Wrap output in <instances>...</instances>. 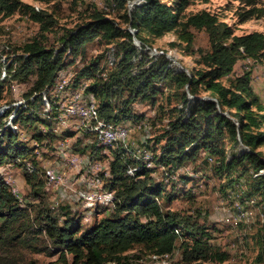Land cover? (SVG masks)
Returning a JSON list of instances; mask_svg holds the SVG:
<instances>
[{"label": "trees", "instance_id": "16d2710c", "mask_svg": "<svg viewBox=\"0 0 264 264\" xmlns=\"http://www.w3.org/2000/svg\"><path fill=\"white\" fill-rule=\"evenodd\" d=\"M106 1L109 10L93 9L85 22L60 37L59 47L47 48L41 41L33 39L23 44L19 54L8 59L4 73L7 72L10 78L23 81L34 77L25 105L15 108L11 122L32 126L44 124L47 130L44 135L50 133L57 113L55 104L51 102L48 110L39 113L32 106L40 102V91L53 84L56 73L69 65L70 61H64L66 55L72 61L83 52L87 43L98 38L114 47V68L106 77L100 76L99 55L77 71L74 84L86 82L85 90L96 98L101 118L134 123L144 120V113L137 112L136 104H154L167 85L177 88L180 90L179 103L173 108L167 130L157 139L159 142L166 138V141L158 151H151L152 167L136 161L126 150L113 149L107 153L112 155V160L106 187L115 193L114 206L118 214L100 218L86 229L80 227L82 216L73 218L66 211L53 214L41 206L34 210L31 206L21 205L0 178V249L5 253L17 248L57 254V261L61 264H135L126 252L137 244L143 245L149 256L173 252L183 230L196 228L176 212L164 210L159 199L166 186L176 187V171L202 154H206L204 162L212 164L218 173L230 174L240 165L250 166L254 173L263 169V173L254 175L251 187L264 196V156L259 150L264 145V130L261 128L264 125V102L262 104L260 95L251 85L250 70L229 78L240 59L264 64V32L237 35L230 25L206 10L185 13L191 0H174L171 4L162 0ZM240 3L245 5L238 12L240 21L264 17V0H240ZM19 5L18 0H0V15H10ZM28 8L31 19H41L39 12L31 6ZM110 10H122L129 25L122 26L115 17L109 16ZM192 30L205 31L207 48H194ZM168 32L176 33L175 45L197 55L194 66L187 68L188 72L175 69L163 55L149 56L146 51L141 52L133 43L134 36L141 44L147 45L142 33L156 38ZM223 79H228V83H223ZM124 89L127 97L115 103ZM200 92L207 95L201 97ZM29 96L33 97L30 99ZM5 115L9 116V113ZM5 130L1 131L5 141L16 139L13 132ZM37 131L32 135L35 140L43 135ZM72 134L68 130L61 131L62 138ZM81 137L87 138L89 134L84 132L74 139L73 144ZM229 143L237 151L229 149ZM91 147L100 154L101 146L92 143ZM95 153L92 152L90 159ZM31 155L29 147L9 149L7 145L1 147L0 143V166L6 161L17 163L22 167L26 183L37 174V163ZM207 157L213 162L210 163ZM129 167H135L132 174L127 173ZM158 169H161L163 178L156 182L153 174ZM178 178H182L183 183L188 181L184 174L178 175L176 181ZM238 182L235 181L233 186ZM183 191L191 195L190 188ZM253 195L246 199L253 198ZM206 243L201 236L190 246L183 244L182 260L205 258ZM65 255H69V262H66ZM218 255L219 261L226 258L225 254ZM4 258L6 262L8 256L4 254ZM255 260L264 264V234L259 236ZM26 264L33 263L28 261Z\"/></svg>", "mask_w": 264, "mask_h": 264}, {"label": "rangeland", "instance_id": "374dc122", "mask_svg": "<svg viewBox=\"0 0 264 264\" xmlns=\"http://www.w3.org/2000/svg\"><path fill=\"white\" fill-rule=\"evenodd\" d=\"M18 1L20 5L14 12L8 16L0 15V106L3 107V110L7 106L10 107L9 111L0 117V143L1 147L7 145L9 149L14 147L21 148L22 146L31 148L32 155L30 157L37 163V174L26 183L23 179L22 167L12 161H6L0 166V178L5 176L2 172L11 177L13 180L11 181V185L18 187L21 205L31 206L34 210L38 206H41L42 208L50 209L53 214H60L62 210L68 212V216L73 218L82 216L80 227L81 229H86L100 218L118 214L114 204L110 206H97L91 209L85 208L82 203L72 197L74 192L83 188L81 178L84 174L88 177L101 180V191H112L106 187L108 178L110 177L109 163L112 160V155L108 156L107 151L104 152L102 150L100 155L96 149L94 150L91 147V143L83 137L73 144L74 139L80 137L78 133H73L70 138H62L61 131L59 130L53 131L51 129L50 133L44 135L47 131L45 129L46 131H40L43 135H40V138L35 140L32 138V135L37 134V130H40L38 127L39 123H35L32 126L27 123L16 122L13 124L9 122L8 116L5 114H11L15 110V105L19 100L22 99L26 102V95L32 87L34 77L30 76L26 80L20 81L10 78L7 72L3 73V71L8 59L14 54H19L23 44L30 43L33 39L41 41L42 45L47 48L54 49L59 47L61 44L60 37L66 31L73 30L78 24L85 22L93 9L109 10L106 4L107 1ZM162 1L171 4L174 0ZM260 4L258 3L257 5L260 6ZM30 6L34 11L39 12L41 19H31V11L28 8ZM244 7V3H240V0H191L186 7L185 13L206 10L215 14L220 21L230 25L234 30V34L237 35L255 31L264 32V17H254L245 21L239 20L238 12ZM110 11L109 16L115 17L122 26L127 27L129 25L125 22L122 10ZM192 31L194 32V48H207L208 41L205 31ZM142 34L148 41V46L154 47L158 51L162 50L166 55H170L174 59L176 63L167 58L171 61L170 65H173L175 69H178L179 66L188 69L194 66V58L197 55L189 54L183 47L173 43L176 42L175 32H168L156 38L146 33ZM108 45L112 44H105L98 38H95L93 41L87 43L83 52L72 61L70 60V56L66 55L64 61H70L69 65L56 73V76L64 74L68 77L70 83L65 90L66 93L75 88L74 80L76 73L83 65L88 64L95 57L98 58L99 55H101L99 64H102ZM138 49L141 52L146 51L149 56H153L151 52L145 50L144 46ZM4 60L6 61L3 62ZM250 61L251 63L248 64L245 59H240L235 64L233 74L229 78L240 75L243 71H248L246 70V64L250 66V72L253 77L257 76V74L261 75L264 71V64L253 62V60ZM11 73L12 70L10 71ZM256 80L258 81L259 79L256 78ZM223 83L227 84L228 79H223ZM254 83L255 81H251V85ZM167 86L166 89H163V93L158 95L154 104H150L149 102H146V105L141 103L136 104L137 112L144 113V120L142 122L135 121V123L127 121L132 126L135 125L128 135V150L130 155L133 156L135 152L137 153L143 145L149 151H158V148L165 143L166 138L160 139L159 142L157 139L168 128V121L174 114L173 108L179 103L178 92H180V90L173 86ZM257 90L263 104L264 89ZM254 91L257 92L256 90ZM127 95V90L124 89L120 97H117L114 102H121ZM206 95L207 93L200 92L201 97H205ZM32 97L29 96L28 98L31 99ZM52 97L53 94L51 93L47 98L54 100ZM41 100L40 97V102H36L32 106L38 113L45 112L46 108ZM64 120L68 122L67 117H64ZM138 123H144V125L142 124L141 127H138ZM3 128H6L5 131L13 132L12 134L16 139L10 140V142L5 141L1 137ZM261 128L264 130V125ZM60 139L66 141L67 147L63 151L67 156L78 155L84 158L95 151L96 153L93 159H90V163L98 162L99 167H87L84 161L73 167L69 163L64 165L65 161L57 148V143ZM228 146L229 149L233 148L234 151H237V148L230 146V143ZM259 150L264 156V145L260 146ZM204 156L206 154H202L201 157L197 156L185 163L186 166L179 171L178 175L182 176L184 174L188 176L187 183L181 182L182 178H178V181H176V178L174 180L176 187L166 186L164 194L159 199L164 210L176 212L183 219H188L191 224H194V228H196V230L188 228L183 230V235L177 239L171 264H258L255 257L258 252L259 236L260 234H264V196L258 191L255 192L251 187L256 173H254L250 166L246 167L244 165L238 166L230 174L218 173L212 164L204 162ZM243 164L247 165V163ZM47 165L63 169L66 180L70 183V187L64 190L65 193L63 195L57 194V187L45 183L42 170ZM245 167L247 170L244 171ZM153 177L154 181L159 182L163 178L161 169L156 170ZM237 180L239 182L233 186V183ZM188 188L191 189V195L183 191V189ZM59 192L61 193V191ZM112 192L114 196L115 193L114 191ZM251 195L254 196V202L246 203V200H248L246 198ZM237 203L247 213L246 217L234 223L232 215L237 212ZM34 213L35 211H32V214ZM187 230L192 231V233H188ZM201 236L202 240L207 242L208 251L205 253L206 257L184 262L181 255L182 245L186 244L190 246L193 244L195 238ZM202 246L204 247V244ZM4 254L8 256L6 262ZM126 254L128 257H132L135 264H152L148 251L143 245H134ZM218 254H225L226 258L223 261H219ZM57 257V254L47 255L45 252H32L27 249L15 248L8 250L6 253L0 249V264H26L28 261H31L33 264H61V262L57 261ZM65 258L66 262H69V255H65Z\"/></svg>", "mask_w": 264, "mask_h": 264}, {"label": "built area", "instance_id": "2783aa9c", "mask_svg": "<svg viewBox=\"0 0 264 264\" xmlns=\"http://www.w3.org/2000/svg\"><path fill=\"white\" fill-rule=\"evenodd\" d=\"M133 43L137 48H141L142 45L145 47V50L151 52L153 56L163 55L166 58H169L171 61L174 59L171 58L170 55H166L164 51H158L154 47H150L148 45L141 44L139 40L133 39ZM159 52V53H158ZM248 64L251 63V59H245ZM116 61V57L114 54V47L112 45H108L106 55L104 56V60H102V64H99L100 68V76L106 77L108 73L114 68ZM254 62V61H253ZM174 63H176L174 61ZM179 65V64H178ZM182 67V66H180ZM246 70H251L250 66L246 64ZM186 72H188L187 68H184ZM4 73V71H3ZM58 75V74H57ZM257 79H261L264 82V71L261 75L254 76L251 75V81L256 82ZM70 83L68 77L63 75L56 76L53 84L49 87H45L40 91L41 99L45 105V110L49 109V103L53 102L55 104L57 113L52 121L51 129L53 131H63L68 130L73 133H78V136H81L84 132L89 134V137L85 138L89 143H94L96 146H101L102 151L107 153L110 150H128V135L132 131V127L135 125H131L128 122H111L107 121L104 118H101L97 111V100L93 96L92 93L85 90L86 82L78 83L73 90L66 93V88ZM53 94V99L51 100L48 97L49 94ZM19 105H25L24 100H19L15 108ZM8 108V106L6 107ZM4 108V110L6 109ZM0 110H3V107L0 106ZM14 114V110L9 114L8 121L10 122L12 116ZM64 117L68 118V122L64 120ZM10 124V123H9ZM144 123H138L137 126L141 127ZM40 131H46V127L43 125H38ZM70 138V137H68ZM63 140V139H62ZM61 139L57 143V148L59 149V153L62 155L63 160L65 161L64 165L69 163L71 166H77L81 161H84V164L90 168L99 167L98 162L90 163V156L82 158L78 155H66L64 153V148L67 147L66 141H62ZM136 161L144 164L146 167H152V153L144 145L141 147L138 152L133 154ZM207 160L211 163L213 159L211 157H207ZM135 167H129L127 170L128 174H132ZM180 168L176 171L174 178H177ZM263 173V169H260L257 174ZM4 182L9 186L11 193L17 198L19 201V190L17 186H12L11 177L9 175L6 176L5 172H2ZM42 175L45 180V183L54 187H57V194L63 195L65 193V189L70 187V183L67 182L66 177L64 175L63 169L54 167L52 165H47L43 167ZM82 183L83 188L74 192L72 197L77 201L82 203L85 208L94 209L97 206H110L114 204V196L112 191H101V180L97 178L88 177L86 174L82 175ZM182 182V181H181ZM16 185V184H15ZM186 185V184H185ZM61 191V193L59 192ZM253 203L254 199L250 198L246 200V203ZM56 204V202H54ZM246 211L242 210L239 203H237V212L235 214H231L233 216L234 223L246 217ZM173 252L164 253V254H151L149 257L152 261V264H171Z\"/></svg>", "mask_w": 264, "mask_h": 264}, {"label": "crops", "instance_id": "0c3cea01", "mask_svg": "<svg viewBox=\"0 0 264 264\" xmlns=\"http://www.w3.org/2000/svg\"><path fill=\"white\" fill-rule=\"evenodd\" d=\"M263 83H264V82H262V80L259 79L258 81H256V82L252 85V87L255 86L253 89L256 90L257 93H259L257 89H259V90H260V89H264V84H263ZM257 87H258V88H257Z\"/></svg>", "mask_w": 264, "mask_h": 264}, {"label": "water", "instance_id": "95a60500", "mask_svg": "<svg viewBox=\"0 0 264 264\" xmlns=\"http://www.w3.org/2000/svg\"><path fill=\"white\" fill-rule=\"evenodd\" d=\"M130 6H131V5H130ZM130 32L133 33V32H134L133 29L130 28ZM132 39L138 40V39H137L136 37H134V36H133ZM182 69L184 70L183 67H180V66H179V68H178L177 70H182Z\"/></svg>", "mask_w": 264, "mask_h": 264}, {"label": "bare ground", "instance_id": "6f19581e", "mask_svg": "<svg viewBox=\"0 0 264 264\" xmlns=\"http://www.w3.org/2000/svg\"><path fill=\"white\" fill-rule=\"evenodd\" d=\"M115 66V65H114ZM21 106V105H20ZM17 109H18V107H17ZM2 113H3V111H1L0 110V115H2ZM10 122H11V120H10ZM73 167V166H72ZM75 168V167H74ZM7 175V174H6Z\"/></svg>", "mask_w": 264, "mask_h": 264}]
</instances>
